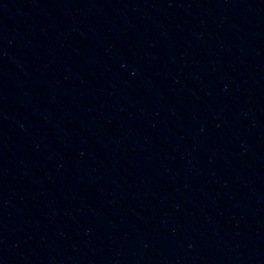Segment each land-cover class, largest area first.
<instances>
[{"label":"water","instance_id":"water-1","mask_svg":"<svg viewBox=\"0 0 264 264\" xmlns=\"http://www.w3.org/2000/svg\"><path fill=\"white\" fill-rule=\"evenodd\" d=\"M0 264H264V0H0Z\"/></svg>","mask_w":264,"mask_h":264}]
</instances>
